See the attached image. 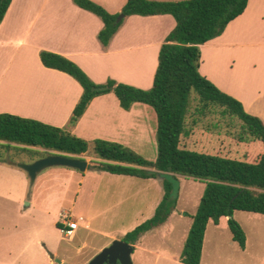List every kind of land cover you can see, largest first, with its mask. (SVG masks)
I'll return each mask as SVG.
<instances>
[{
  "label": "trees",
  "instance_id": "16d2710c",
  "mask_svg": "<svg viewBox=\"0 0 264 264\" xmlns=\"http://www.w3.org/2000/svg\"><path fill=\"white\" fill-rule=\"evenodd\" d=\"M12 1L0 0V25ZM73 1L104 21L99 39L108 46L124 19L117 24L119 13L112 14L92 0ZM248 3L249 0H128L122 10L126 17L170 14L176 20L175 28L161 46L154 84L149 89L113 78L96 83L73 60L50 51L40 53L46 67L71 75L84 89L70 125L77 124L95 98L109 93H114L127 111L136 103H144L157 113L155 160L145 158L120 142L94 140L96 160L90 169L162 179L164 197L154 216L127 233L124 241L136 244L145 233L168 222L178 205L179 175L206 183L198 211L191 216L193 224L182 253L185 264L202 263L210 222L220 224L228 217L233 240L246 249V231L235 219V212L264 215V122L247 112L240 100L222 91L200 71L201 46L220 37L228 25L245 12ZM217 109H222L223 116L238 118L244 133L257 141L247 146L242 156L225 149H212L206 144L204 138L209 132L201 130L199 125ZM13 148L32 154V162L50 152L78 157L90 153L89 142L66 128L8 112L0 113V163L4 161V151ZM57 226L65 229L61 222Z\"/></svg>",
  "mask_w": 264,
  "mask_h": 264
},
{
  "label": "crops",
  "instance_id": "0c3cea01",
  "mask_svg": "<svg viewBox=\"0 0 264 264\" xmlns=\"http://www.w3.org/2000/svg\"><path fill=\"white\" fill-rule=\"evenodd\" d=\"M92 1L112 14H118L128 0ZM175 26L176 20L170 14L125 17L118 33L108 46H104L99 39V33L105 27L104 21L96 14L79 7L73 0H13L0 25V66L4 69L0 76V113L8 112L37 119L68 128L71 133L81 130V136H87L82 131L87 122L97 123L106 129L99 134L100 138L120 142L134 149L132 143L124 141L127 133L120 135L119 130L131 131L136 125L144 127L143 122L150 129L149 122L153 121L154 114L146 106L148 104L136 103L130 111L118 108L114 112L103 107L92 110V105L97 101H109L112 96L118 99L114 93H109L95 98L77 124L70 125L84 89L71 75L46 67L40 53L45 50L61 54L76 62L94 81L100 83L103 79H99L93 69L100 70L105 61L119 60L117 57L122 55L119 71L123 75L114 72L115 79L149 89L154 84L161 46ZM201 48V73L222 91L240 100L247 112L258 116L264 122V0H249L245 12L232 21L220 37ZM150 51L154 52V57ZM154 58V71L148 78L154 66ZM145 61L149 64L148 69ZM110 73H106V76ZM101 78H105V75ZM6 88L10 92L4 98L3 90ZM137 107H142V115H138ZM91 114L95 117H91ZM111 130L118 133L112 134ZM138 134L140 133L134 135V139H137L136 146L140 141ZM89 166L85 173L71 168V179H78L82 187L87 182L88 171H95L100 174L98 189L104 188L105 193L113 195L114 185L118 183L121 175L90 169ZM148 180H153L158 186L162 183L161 178ZM175 214L174 212L171 217ZM60 215L64 214L60 212ZM86 215L89 220L86 229L109 239L105 246L112 244L114 239H122L128 232L108 231L96 222L97 218L91 211L86 212ZM190 218L193 224V218ZM223 219L228 221V217ZM223 219L220 224H215L216 227H220ZM169 220L161 227H166ZM59 222L58 219L54 220L52 225L65 232L57 226ZM81 222L78 230L85 228ZM142 222H134L131 229ZM36 236L37 248L31 253V257L39 254L48 264H54L55 258H51L48 252L54 251L58 254L57 249L54 250L55 244L41 234V230ZM29 246L26 244L23 249L27 250ZM61 261L58 264L64 263V259Z\"/></svg>",
  "mask_w": 264,
  "mask_h": 264
},
{
  "label": "rangeland",
  "instance_id": "374dc122",
  "mask_svg": "<svg viewBox=\"0 0 264 264\" xmlns=\"http://www.w3.org/2000/svg\"><path fill=\"white\" fill-rule=\"evenodd\" d=\"M121 14L122 12H119V15ZM149 53L154 57L153 51ZM121 57L122 55L117 58L121 60ZM119 60L105 61L102 69H93L99 79H103L101 83L109 78L115 79L114 72L123 75V72L119 71ZM145 66L148 69L149 64L148 62L146 64V61ZM154 67L155 58L148 78L152 75ZM3 70L0 66V76ZM109 72L110 75L106 76ZM104 75L105 78H101ZM92 106V110L103 107L114 112L122 108L115 96L110 97L109 101L105 99L97 101ZM146 106L154 114L153 121L149 122L150 129L143 122L144 127L136 125L137 130L135 127L131 131L121 129L119 134L127 133L124 141L132 143V147L145 158L155 160L157 115L153 107ZM141 108H136L139 110L138 115L143 113L140 111ZM90 116L95 117L92 114ZM199 128L209 132L204 138L209 147L225 149L234 155L242 156L247 146L257 143L244 133V126L238 118L223 116L222 109L213 111L209 118L201 122ZM82 129L87 136H81L79 134L81 130L72 133L89 142L90 153L82 154L80 158L88 160L90 165H93V161L96 160L94 140L100 138L99 134L106 129L91 122H87ZM111 131L112 134L118 133ZM137 132L140 133L138 134L140 141L136 146L137 139H134V135ZM40 150L45 151V149ZM31 156L32 154L21 149L5 150L4 161L0 164V264H48L39 254L31 257V253L37 248L36 235L40 230L41 234L55 244L54 250L57 249L58 254L54 251L48 252L51 258L52 255L55 256L54 264H58L57 260L62 259H64L63 264H89L107 247L105 245L109 239L99 233L88 231L89 228L86 229L89 221L86 212L91 211L97 218L96 222L108 231L128 230L129 233L154 216L164 197L163 183L159 187L153 180L125 175H121L118 183L114 185L113 195H108L104 188L98 189L100 174L92 170L87 173V182L80 187L78 179H71L70 167L48 168L41 172L32 184L26 170L11 165L12 162H32ZM179 178L180 193L176 214L170 218L166 227L148 231L142 236L141 241L137 242L138 247L134 244L136 247L132 254L134 264H185L182 261V253L192 226L190 217L198 211L206 183L184 175H180ZM107 207L109 208L106 210ZM60 212L74 219L83 218L81 225L85 228L78 230L72 237L67 232H61L52 225L54 220L58 219L62 224L67 220L64 215L59 216ZM234 217L246 231V249H242L233 240L227 220L223 219L220 227H216L215 223L211 222L201 264H264V215L236 211ZM139 221L143 222L131 229L134 222ZM39 228L41 229L38 230ZM26 244L30 246L24 250ZM156 251L162 255H158Z\"/></svg>",
  "mask_w": 264,
  "mask_h": 264
},
{
  "label": "water",
  "instance_id": "95a60500",
  "mask_svg": "<svg viewBox=\"0 0 264 264\" xmlns=\"http://www.w3.org/2000/svg\"><path fill=\"white\" fill-rule=\"evenodd\" d=\"M125 17V14L119 15L116 23H120ZM12 164L26 170L31 178L32 184H34L38 175L48 168L70 167L78 169L81 172H85L88 169L89 161L75 155L51 152L47 156L39 158L33 162H12ZM135 248L134 244L126 242L122 239H116L112 242V244L97 254L89 262V264H134L132 254ZM52 258H55V256L52 255ZM57 261L62 262L61 260Z\"/></svg>",
  "mask_w": 264,
  "mask_h": 264
},
{
  "label": "built area",
  "instance_id": "2783aa9c",
  "mask_svg": "<svg viewBox=\"0 0 264 264\" xmlns=\"http://www.w3.org/2000/svg\"><path fill=\"white\" fill-rule=\"evenodd\" d=\"M67 220L64 221V228L65 232H67L68 235H71L72 233L76 232L80 228V222L83 221V218L80 219H74L70 215H64Z\"/></svg>",
  "mask_w": 264,
  "mask_h": 264
},
{
  "label": "bare ground",
  "instance_id": "6f19581e",
  "mask_svg": "<svg viewBox=\"0 0 264 264\" xmlns=\"http://www.w3.org/2000/svg\"><path fill=\"white\" fill-rule=\"evenodd\" d=\"M0 88H1V87H0ZM1 90H2V89H1ZM3 92H4V94H3ZM3 92H2V94H3L4 98H5L6 95H9V92H10V91L8 90V88H6V89L3 90ZM11 93H12V92H11ZM13 95H14V98H15V97H16V93L14 92Z\"/></svg>",
  "mask_w": 264,
  "mask_h": 264
}]
</instances>
